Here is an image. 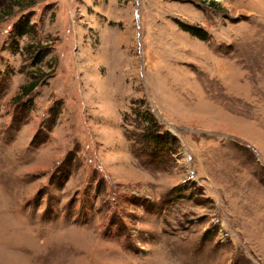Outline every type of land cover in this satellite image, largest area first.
Here are the masks:
<instances>
[{
  "label": "rangeland",
  "instance_id": "obj_1",
  "mask_svg": "<svg viewBox=\"0 0 264 264\" xmlns=\"http://www.w3.org/2000/svg\"><path fill=\"white\" fill-rule=\"evenodd\" d=\"M0 264H264V0H0Z\"/></svg>",
  "mask_w": 264,
  "mask_h": 264
},
{
  "label": "trees",
  "instance_id": "obj_2",
  "mask_svg": "<svg viewBox=\"0 0 264 264\" xmlns=\"http://www.w3.org/2000/svg\"><path fill=\"white\" fill-rule=\"evenodd\" d=\"M210 5L213 6L214 8H216V9H218L217 2L213 1V2H211ZM22 18H23V22H22L21 28L19 30V33L25 34V33L28 32L27 29L29 28V27L26 28V26H28L27 25L28 22L26 21L27 16L24 15V17H22ZM181 25H182V27L185 30L190 31L193 35H195V36H197V37H199L201 39H207L208 38V34L205 31L201 30V29H196V28H193V27H188V26H186L184 24H181ZM41 55H44V52H42V53H40L38 55L36 62H38V61L41 60V57H42ZM34 84H35V82L33 81L30 84L24 86V89L21 91L20 95L17 96V100L20 99L22 97V95L24 93H26V91L30 90L33 87ZM148 111H150V110L148 109ZM148 113L149 114L146 113V119L149 116L152 118V120H151V118L149 117L148 125H153V127H155L156 126L155 125V122H156L157 118L155 117V115H153L151 113V111L148 112ZM147 115H149V116L147 117ZM144 130H146V129H144ZM147 130H148V133H150L149 129H147ZM168 133L170 134L171 137L169 136L170 137L169 140L168 141L166 140L167 142L165 141L166 143L164 144V140L162 138L163 136H160V134H157V130H152V133L150 134L151 135L150 138L152 139L151 141H153L154 143H157V144H162L166 150L167 149H170V147L173 146L174 143H176V141L178 140V138L176 137V135H174V134H172L170 132H168Z\"/></svg>",
  "mask_w": 264,
  "mask_h": 264
}]
</instances>
